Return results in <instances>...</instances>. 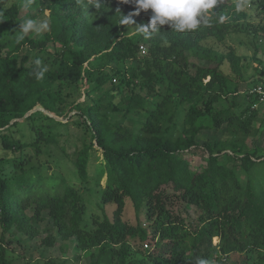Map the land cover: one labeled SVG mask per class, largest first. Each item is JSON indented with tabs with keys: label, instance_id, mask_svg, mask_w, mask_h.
Segmentation results:
<instances>
[{
	"label": "trees",
	"instance_id": "1",
	"mask_svg": "<svg viewBox=\"0 0 264 264\" xmlns=\"http://www.w3.org/2000/svg\"><path fill=\"white\" fill-rule=\"evenodd\" d=\"M120 2L100 0L98 9L94 0H18L0 6V144L11 155L0 154V264H11L6 253L14 242L12 230L36 238L35 225L44 212L61 241L75 238L77 249L96 250L90 264H196L197 258L264 264V193L258 194L246 176L262 161L245 144L257 100L248 87L241 90L243 83L251 81L253 88L264 82V71L260 61L257 67L249 62H256L255 56L248 59L212 44L224 45L234 34L264 37V22L252 25L237 3L222 0L198 30L179 33L165 25L146 39L135 27L148 24L151 10L133 16V25H121V15L135 8ZM250 2L264 18V0ZM33 9L45 17V26L38 36L20 40V17ZM140 44L147 47L145 55ZM36 59L47 66L43 80L33 75ZM63 86L83 88L85 104L68 107ZM221 100L226 106L214 109ZM37 107L57 117L76 110L78 123L69 121L89 135V142L73 165L80 186L93 181L97 188L102 217L86 215L80 186L45 174L44 164H33L23 152L26 145L12 137L18 123L10 122ZM34 114L40 112L23 122L34 136L28 146L39 154L41 144L56 138L33 125ZM205 117L209 124L199 123ZM220 130L226 139L197 140L202 132ZM94 147L102 160L91 178ZM199 148L203 156L193 165ZM127 201L136 225L124 218ZM180 203L198 212L193 223L179 213ZM109 204L114 206L110 216ZM42 242L51 247L55 239Z\"/></svg>",
	"mask_w": 264,
	"mask_h": 264
},
{
	"label": "rangeland",
	"instance_id": "2",
	"mask_svg": "<svg viewBox=\"0 0 264 264\" xmlns=\"http://www.w3.org/2000/svg\"><path fill=\"white\" fill-rule=\"evenodd\" d=\"M18 0H0V6L7 7L12 3H16ZM231 2L237 3V0H231ZM242 5L240 11H244L249 15V21L252 25L262 24L264 18L259 15L256 8L251 4L250 0H240ZM45 16L47 13L44 14ZM27 19H32L34 22L43 23L45 17L37 15V10L33 9L30 13H22L20 17L19 25ZM135 30L132 28L130 31ZM29 34H34L38 36L39 33L31 32ZM254 39V40H253ZM213 48H217L221 51L227 52L230 49L235 52L238 56H246L248 59L255 56L256 62H252V58L249 62L252 63L253 67H257L258 62H261V67L264 71V37L261 34H257L256 37H252L248 34H234L227 38L225 41V46L223 44L212 43ZM146 46V45H145ZM147 48V47H146ZM257 48V54L254 55V49ZM227 49V50H226ZM49 51H52V47H49ZM222 69L228 72V64H225ZM259 69V70H260ZM253 71L250 70L249 73ZM253 85L251 81L246 84L243 83L241 90L248 87L247 90L250 91ZM244 88V89H243ZM83 90V88H82ZM82 90L78 89L77 86H63L60 91L62 98L68 107L75 106L76 104H85V97ZM226 102L221 100L214 109H220L225 107ZM38 108V107H37ZM40 109V107L38 108ZM42 109V108H41ZM40 114L33 115V125L42 127V129L47 130L48 133L55 135L56 142L49 145L41 144V152L37 154L32 147H29V143L34 140L33 132L30 130L29 123L23 121H16L18 124L11 131V135L14 139L19 140L23 145H26L23 152L27 156H31L33 164H44L45 174H54L62 176L68 183L76 184L79 188V180L76 176L73 161L76 157L77 152L82 148L83 143L89 142V135L84 136L83 131L76 126L73 122L69 121L72 117L75 123H78L77 117H74L76 110H72L62 117H57L51 114L53 117H57L58 120L50 117L44 111H39ZM50 117L53 121L47 120L46 117ZM247 116L243 118L246 119ZM77 119V120H76ZM72 120V121H73ZM70 123H67V122ZM63 125H61V124ZM199 123L209 124V118L205 117L199 120ZM242 136V135H241ZM228 136L220 131L217 132H202L200 137L197 138L198 142L201 144L203 141L208 139H221L224 140ZM242 137H240L241 139ZM245 144L250 151H257V157L261 158V162L255 163L250 169L247 177L249 176L254 184L257 193H264V103L260 104L256 108V117L253 119L250 125V132L245 140ZM203 149H198V154H196L192 159V164L197 165L200 161L201 156H203ZM0 154L11 157L10 153L3 152L1 150L0 144ZM20 153H14L13 156H19ZM100 151L94 147L90 151V165L89 172L91 178L94 177L96 165L100 160H102ZM263 157V158H262ZM234 164H240L239 160L233 162ZM9 170V169H7ZM243 175L242 179H246ZM105 180L102 179L101 185H104ZM81 194L87 206L88 214H98L100 217L103 215V211L98 208L99 196L98 190L94 186L93 181L86 188L85 186H80ZM105 208V212L110 216V211L114 209V206L109 204ZM179 213L188 222L193 223L195 218L198 216V212L194 208L185 209L183 204H179ZM144 209H141L139 214V221H145ZM43 221L36 224L35 227L38 230V236L36 238L30 239L24 237L14 230H12L11 235L13 238V243L6 253V259L10 260L11 264H44L47 261H51L54 264H90L91 254L96 253V250L81 251L75 246V238H71L68 241H61L56 233L55 227L53 225L52 219L47 215L46 212L42 214ZM124 218L131 224L136 225L137 219L133 212V208L127 201V209ZM136 219V220H135ZM48 237H53L55 239L54 245L47 247L43 244L42 240ZM214 243L217 242L216 239L213 240ZM145 244V243H143ZM234 259H237L235 256Z\"/></svg>",
	"mask_w": 264,
	"mask_h": 264
},
{
	"label": "clouds",
	"instance_id": "3",
	"mask_svg": "<svg viewBox=\"0 0 264 264\" xmlns=\"http://www.w3.org/2000/svg\"><path fill=\"white\" fill-rule=\"evenodd\" d=\"M78 2H82V0H78ZM120 3H131L135 8V11L129 16L121 15V25H133V16L151 10L148 24L135 27L148 39L152 33L159 32V28L165 25L179 33L198 30L202 24L209 23L211 16L214 15L215 9L220 6L222 0H121ZM101 5L100 0H94L95 8L98 9ZM241 7L240 0H237V10H240ZM44 26L43 23L34 22L32 19L25 20L19 25L21 32L19 39L23 40L25 35L31 32L39 33ZM34 64L37 66L33 72L34 77L37 80H43L47 66L43 65L40 59H36ZM196 264H211V262L197 258Z\"/></svg>",
	"mask_w": 264,
	"mask_h": 264
},
{
	"label": "built area",
	"instance_id": "4",
	"mask_svg": "<svg viewBox=\"0 0 264 264\" xmlns=\"http://www.w3.org/2000/svg\"><path fill=\"white\" fill-rule=\"evenodd\" d=\"M138 48L141 55L146 54L147 48L145 45L140 44ZM249 93L257 100V103L252 106V108L256 110L258 105L264 103V82L254 86L251 91H249ZM144 247L146 248L147 245H145Z\"/></svg>",
	"mask_w": 264,
	"mask_h": 264
},
{
	"label": "water",
	"instance_id": "5",
	"mask_svg": "<svg viewBox=\"0 0 264 264\" xmlns=\"http://www.w3.org/2000/svg\"><path fill=\"white\" fill-rule=\"evenodd\" d=\"M36 111H44V112L47 113L50 117L54 118L55 120H58L57 117H53L49 112H47V111H45V110H43V109H36V108H35V109H33V110L27 112V113L23 116V118H21V119H17V120H12V121L10 122V124H12V123H14V122H16V121H23L24 119H26L28 116H30L32 113H34V112H36Z\"/></svg>",
	"mask_w": 264,
	"mask_h": 264
}]
</instances>
